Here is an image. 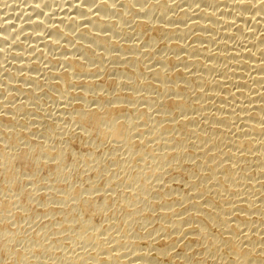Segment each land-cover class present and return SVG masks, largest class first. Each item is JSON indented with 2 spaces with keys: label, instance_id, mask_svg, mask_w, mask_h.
Returning a JSON list of instances; mask_svg holds the SVG:
<instances>
[{
  "label": "bare ground",
  "instance_id": "6f19581e",
  "mask_svg": "<svg viewBox=\"0 0 264 264\" xmlns=\"http://www.w3.org/2000/svg\"><path fill=\"white\" fill-rule=\"evenodd\" d=\"M12 1L0 261L264 264V0Z\"/></svg>",
  "mask_w": 264,
  "mask_h": 264
},
{
  "label": "rangeland",
  "instance_id": "374dc122",
  "mask_svg": "<svg viewBox=\"0 0 264 264\" xmlns=\"http://www.w3.org/2000/svg\"><path fill=\"white\" fill-rule=\"evenodd\" d=\"M8 1H9V0H8ZM22 1H23V0L17 2L18 5L16 4L15 0L12 1V3L15 2L14 4H16L17 6H19V5H22V6H23V2H22ZM20 3H22V4H20ZM23 18H24V17H23ZM14 19H15V20H13V21L18 22V20L20 21V16H19V15L17 16V20H16V18H14ZM21 20H22V19H21ZM22 21H24V20H22ZM27 35H28V34H27ZM7 56H9V54H8ZM7 56H6L7 61H8V62H11V61H10V60H12V57H10L11 55L9 56L10 59H8ZM52 105H53L52 103H51L50 105H48L49 109H50V110H53V111H55V110L57 111V108H56L57 106H56V105H53V106H52ZM57 105H58V104H57ZM51 106H52V107H51ZM54 106H55V108H54ZM54 109H55V110H54ZM76 136H77V135H76ZM74 138H75V137H74ZM77 139H78V136H77V138L74 140L75 142L73 141L74 145H73V143H71V145H70V149L72 148L71 151H73V152H75V153H79V152H83V153H85L84 151L80 150V147L82 148V146H81V142L79 141V139H78V141H77ZM77 142H78V144H77ZM75 144H76V145H75ZM77 146H79L78 149H77ZM74 149H75V150H74ZM82 149H83V148H82ZM76 150H78V152H77ZM100 151H101V152H100ZM103 151H104V149H99V153H104L105 151H104V152H103ZM67 159H68L69 161H68ZM67 159H66V160H67L66 162H67L68 164H69L70 162H72V165L69 164L68 166L71 165V166L73 167V168H72V167H69V168H68L69 171H70V175L72 174L71 176H73V177H70V179H73V180H71V182L73 181V182L77 183V182L79 181V179L82 177V175L85 174L84 171H85V169L87 168L88 163H87V162L84 163V162H82V161H80V163H79V162H75V158H74L73 155L71 156V154L67 157ZM73 161H74V162H73ZM73 163H74V164H73ZM78 163H79V164H78ZM73 165H75V167L77 166V168H75ZM79 165H80V166H79ZM78 166H79V168H78ZM83 166H84V170H83ZM77 169H78V170H77ZM72 170H73V171H72ZM74 170H75V171H74ZM81 170H83L84 173L81 174V173H80ZM43 171H44V173L46 172V173H48V175H49V171H48V169H46V170L43 169V170H41V174H38V176H37V177L39 178L38 180H42V179L44 180V179L46 178L47 174H44ZM47 171H48V172H47ZM78 171H79V172H78ZM76 172H77V174H75ZM39 173H40V172H39ZM78 173H80L81 175L78 174ZM42 174H43V175H42ZM44 175H46V176H44ZM74 175H76V176H74ZM87 175H88V174H87ZM92 175H93V174L91 173V177H92ZM39 176L41 177V179H40ZM80 176H81V177H80ZM93 176H94V175H93ZM42 177H43V178H42ZM76 177H77V178H76ZM92 178H93V177H92ZM51 180H52V179H51ZM99 180H102V179H99V178H98V181H99ZM45 181H46V182H45ZM47 181H48V180H44V182L48 184L49 182H47ZM102 182H103V181H102ZM25 183H26V182H25ZM99 183H100V184H103L104 182H103V183L99 182ZM50 184H52V183H50ZM26 185H27V184H26ZM53 185H56V184L53 183ZM28 187H31V185H28ZM24 200H25V199H23V198H22V199H19V204H20V203H23ZM38 202H40V201H38ZM1 204H2V203H1ZM1 207L3 208V210H4L5 212L7 211L6 209H4L5 207H4L3 205H1ZM30 209H31V208H30ZM35 211H36V212H35ZM38 211H39V210L36 209V208L32 209V213H33V215H34V218H33V219H37L36 217L39 215V217H38V220H39V221H38V220H34V222H36V221H37V222H36V223H34V222L32 223V220H31V221H29V222H30V223H29L30 225H29V224L26 225L27 227H33L34 224H37V223L39 224L40 221H41L40 224L43 223V220H41V219H43V218H40V216L42 217V215H40L41 213H40V211H39V213H38ZM5 212H4V213H5ZM7 213H8V212H7ZM37 214H38V215H37ZM97 218H98V217H97ZM31 223H32L33 225H32ZM44 223H45V222H44ZM44 223H43V225H41V226H44ZM31 225H32V226H31ZM0 264H12V263H11V261H6V262H5V261H0Z\"/></svg>",
  "mask_w": 264,
  "mask_h": 264
}]
</instances>
